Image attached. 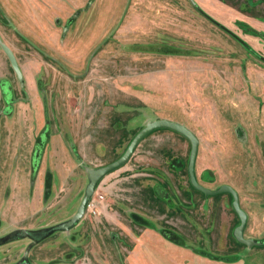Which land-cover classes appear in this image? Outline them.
Wrapping results in <instances>:
<instances>
[{"label":"rangeland","instance_id":"obj_1","mask_svg":"<svg viewBox=\"0 0 264 264\" xmlns=\"http://www.w3.org/2000/svg\"><path fill=\"white\" fill-rule=\"evenodd\" d=\"M5 101L0 264H264V0H0ZM160 119L197 136L199 183L233 186L261 245L234 236L231 194L192 186L191 143L168 128L55 229Z\"/></svg>","mask_w":264,"mask_h":264},{"label":"water","instance_id":"obj_2","mask_svg":"<svg viewBox=\"0 0 264 264\" xmlns=\"http://www.w3.org/2000/svg\"><path fill=\"white\" fill-rule=\"evenodd\" d=\"M3 48L10 59L12 67L17 72L19 78L22 80L23 75H22L21 69L19 67V64L17 62L14 52L6 45H4ZM159 128H168V129L174 130L184 135L186 138H188V140L191 143V153H190V160H189V175H190V181H191L192 186L198 191L208 196H215V195L224 194V193L231 194L233 196V208L240 218V224L235 228L234 236L240 243L248 245L250 247L261 245L262 242H257L252 238L245 237V229H246L247 222H248V214L241 207L240 197H239L237 190L233 186L227 185V184L221 186L218 189H211L199 183L197 176H196V170H195L196 161L198 157V151H199V139L189 128H187L183 124L172 121V120H168V119H160V120H155L153 122L148 123L134 137V139L131 141L130 145L128 146V148L126 149V151L121 157H119L117 160L111 162L110 164L106 166H103V167H100L94 170H90L89 171L90 183L88 184L86 188V193L80 204L78 212L69 221L65 222L64 224L58 225L55 229H69L73 227L74 225H76L77 222L81 220V218L86 213V209L89 204L90 198L93 195L98 182L107 174L123 166L133 155V153L135 152V149L140 144V142L146 136H148L151 132ZM32 233L38 234L39 232H28L26 230H22L19 233V235L27 236Z\"/></svg>","mask_w":264,"mask_h":264},{"label":"flooded vegetation","instance_id":"obj_3","mask_svg":"<svg viewBox=\"0 0 264 264\" xmlns=\"http://www.w3.org/2000/svg\"><path fill=\"white\" fill-rule=\"evenodd\" d=\"M5 104H6V106L8 105L9 106V102H7V101H5ZM6 106H5V108H6ZM8 106H7V108L6 109H2L1 111H0V120L2 119V118H5V117H7V115H8ZM37 236V235H36ZM35 236V237H36Z\"/></svg>","mask_w":264,"mask_h":264},{"label":"trees","instance_id":"obj_4","mask_svg":"<svg viewBox=\"0 0 264 264\" xmlns=\"http://www.w3.org/2000/svg\"><path fill=\"white\" fill-rule=\"evenodd\" d=\"M197 190V189H196ZM35 234V233H34ZM35 235H37V233L35 234ZM38 236V235H37Z\"/></svg>","mask_w":264,"mask_h":264}]
</instances>
